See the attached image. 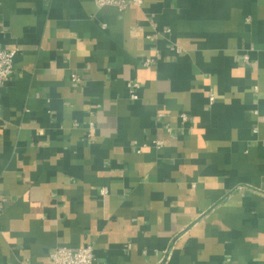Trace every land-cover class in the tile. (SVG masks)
Returning <instances> with one entry per match:
<instances>
[{
  "label": "crops",
  "instance_id": "obj_1",
  "mask_svg": "<svg viewBox=\"0 0 264 264\" xmlns=\"http://www.w3.org/2000/svg\"><path fill=\"white\" fill-rule=\"evenodd\" d=\"M13 48L0 264H264V0H0Z\"/></svg>",
  "mask_w": 264,
  "mask_h": 264
},
{
  "label": "built area",
  "instance_id": "obj_2",
  "mask_svg": "<svg viewBox=\"0 0 264 264\" xmlns=\"http://www.w3.org/2000/svg\"><path fill=\"white\" fill-rule=\"evenodd\" d=\"M145 0H96V4L99 7L104 6H115L121 12L125 11L132 5H143ZM165 32H170L166 30ZM18 48L13 49H0V86L6 84V82L13 76L15 72V57L18 53ZM243 60L245 63L249 64L251 62V56L249 53L243 55ZM153 62L152 57L146 58L144 64L150 65ZM73 82H80V77L77 74L72 75ZM128 89L130 93V98L132 100L139 99V89L141 84L138 81H130L128 83ZM209 100L211 104L216 102V97L214 94H210ZM257 113V112H255ZM182 120L185 122L188 119L186 113L182 114ZM254 132L258 133V127L254 128ZM162 144V142H158ZM141 151L138 149V152ZM109 193L107 188H102L100 190L101 196H107ZM50 259L52 264H95V252L94 247L91 244L72 248L68 246H59L50 254Z\"/></svg>",
  "mask_w": 264,
  "mask_h": 264
}]
</instances>
